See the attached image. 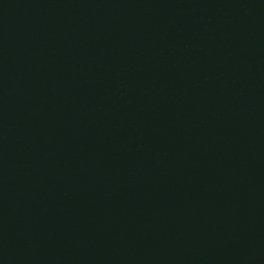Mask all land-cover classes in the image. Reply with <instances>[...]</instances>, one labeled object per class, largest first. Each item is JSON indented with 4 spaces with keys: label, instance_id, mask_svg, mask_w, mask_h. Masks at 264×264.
Returning <instances> with one entry per match:
<instances>
[{
    "label": "water",
    "instance_id": "1",
    "mask_svg": "<svg viewBox=\"0 0 264 264\" xmlns=\"http://www.w3.org/2000/svg\"><path fill=\"white\" fill-rule=\"evenodd\" d=\"M0 264H264V0H0Z\"/></svg>",
    "mask_w": 264,
    "mask_h": 264
}]
</instances>
